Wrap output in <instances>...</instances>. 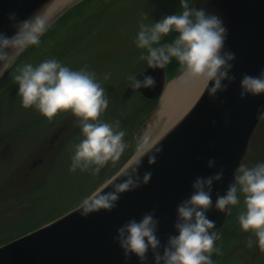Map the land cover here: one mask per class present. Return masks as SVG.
Instances as JSON below:
<instances>
[{
	"label": "clouds",
	"instance_id": "9594fccd",
	"mask_svg": "<svg viewBox=\"0 0 264 264\" xmlns=\"http://www.w3.org/2000/svg\"><path fill=\"white\" fill-rule=\"evenodd\" d=\"M180 7L179 13L166 15L158 22L145 23L149 15L142 13L134 39L136 47L143 50L138 60L146 61L148 68L165 69L174 58L189 81L202 84L209 99L219 100L223 105L219 94L228 91L229 85L236 81L235 75L230 74L235 66V53L225 49L228 29L220 15L205 7H193L189 0H180ZM8 19L17 31L12 37L0 33V63L9 59V49L39 47L41 37L52 26L41 11L23 21H17V14L12 12ZM171 33L177 34L175 39L171 43H162ZM16 72L13 80L18 85L17 95L23 108L34 109L48 123L62 114L76 118L82 139L69 146L70 172L79 170L95 176L109 162L119 160L124 154L128 148L127 132L121 129L119 120L106 122L103 119L109 99L95 71L87 65L73 70L56 58H46L37 65L25 63ZM110 77L111 73H106L103 80ZM128 81L134 92L156 86L155 78L150 75L140 80L132 74ZM239 87L241 100L249 95L264 94V69L256 76L243 74ZM257 113L264 115V107L257 109ZM229 124L230 121L225 119L224 126ZM215 125L216 121H212V126ZM138 143L140 155L122 173L120 182H114L110 191L98 193L91 200L85 198L80 209L82 216L101 210L111 212L117 207L122 193L135 191L150 182L152 172L146 171L142 177L139 172L143 158L147 156L149 165L156 164L163 147L157 146L146 134ZM215 167V159H209L207 168ZM223 175L224 168L221 167L213 175L194 180L191 195L176 207L173 227L177 234L169 235L164 245L157 236L159 220L155 218V208L144 213L140 220L129 219L120 226L113 241L122 249L125 264L132 255L140 264H148L149 252L154 264H214L213 255H223L222 249L216 246L221 237L207 213L213 208V185L220 182ZM241 196L243 210L237 221L241 231L249 234L246 246L249 249L256 246L264 253V162L252 167L240 164L234 170L233 183L228 185L226 193H217L214 207L221 213L231 214L234 207L241 205Z\"/></svg>",
	"mask_w": 264,
	"mask_h": 264
},
{
	"label": "rangeland",
	"instance_id": "374dc122",
	"mask_svg": "<svg viewBox=\"0 0 264 264\" xmlns=\"http://www.w3.org/2000/svg\"><path fill=\"white\" fill-rule=\"evenodd\" d=\"M81 1L69 0L48 17L52 26L41 37L39 47L14 50L5 61L0 70V133L6 134L9 128L40 114L22 107L18 85L13 80L16 69L25 63L37 65L46 58H56L73 70L87 65L96 72L109 99L103 119L120 121L121 129L127 132L128 148L119 160L109 162L93 176L79 170L69 171V146L82 139L77 120L70 114L59 115L52 123L42 120L13 138L7 137L6 141L0 139V244L75 207L130 163L140 152L141 136L146 134L155 142L166 131H160L163 121L158 120L161 96L146 116H140L144 118L140 123L135 114L131 116L138 94L119 96L129 82L128 76L139 73L147 65L146 61L138 60L143 50L134 43L142 13L149 15L145 23L158 22L166 15L180 12V0H87L84 12L67 16ZM198 1L189 0L193 7H197ZM80 31L89 32L84 35ZM72 43L76 46L68 47ZM63 47L70 49L65 56ZM23 54L31 57L19 59L14 68L15 61ZM109 72L110 79L104 81V75ZM182 74L181 70L169 77L166 86ZM60 127L64 129L58 132ZM39 158L43 160L29 168ZM261 162H264V115L252 132L241 164L252 167ZM242 210L243 196L241 205L232 209L235 227L217 242L218 248L226 241L231 243L219 264H264V253L256 246L251 249L246 246L249 234L241 231L237 221Z\"/></svg>",
	"mask_w": 264,
	"mask_h": 264
},
{
	"label": "water",
	"instance_id": "95a60500",
	"mask_svg": "<svg viewBox=\"0 0 264 264\" xmlns=\"http://www.w3.org/2000/svg\"><path fill=\"white\" fill-rule=\"evenodd\" d=\"M52 1L0 0V33L8 37L16 34L9 13L15 12L17 21H23L37 11L43 13ZM200 7L221 16L228 29L225 49L236 56L230 73L236 81L229 85L228 91L219 94L223 105L219 100H210L202 87L189 108L154 142L163 147L156 164L149 165L147 156L143 158L141 177L146 171L152 172L146 186L122 193L111 212L101 210L84 217L80 211L82 201L51 221L1 244L0 264H125L122 249L113 241L120 226L129 219L140 220L144 213L155 208V218L159 220L157 236L162 245L166 244L169 235L177 234L173 227L176 207L191 195L194 180L213 175L223 167V179L213 185V208L207 213L208 219L215 222V230L220 232L227 215L214 207L217 193L224 195L233 183L234 170L241 164L252 132L262 117L257 109L264 107V94L239 98L241 76L245 73L256 76L264 69V0H206V3L199 0L197 8ZM7 51L11 55L14 50ZM4 63H0V70ZM135 75L140 80L146 75L155 78L154 89L136 90L147 99L159 98L168 81L166 68L152 69L146 65ZM131 92L128 82L122 96ZM225 119L230 121L227 127ZM212 121H216L215 127ZM136 159L119 169L87 199L110 191ZM209 159H215V168H207ZM127 264L140 262L132 255ZM148 264H154L151 252Z\"/></svg>",
	"mask_w": 264,
	"mask_h": 264
},
{
	"label": "trees",
	"instance_id": "16d2710c",
	"mask_svg": "<svg viewBox=\"0 0 264 264\" xmlns=\"http://www.w3.org/2000/svg\"><path fill=\"white\" fill-rule=\"evenodd\" d=\"M86 2H87V0H83V1L79 2L78 4H76L74 8L69 10L71 12L67 16L71 17L73 14L77 13L78 11H79L78 13H80V11H83L85 9V3ZM69 17H68V19H69ZM80 32H81V34H84L85 31H80ZM88 32L89 31H87V33ZM87 33L85 32V34H87ZM176 35H177L176 33H171L169 36L165 37V39H164V41H162V43H165V42L171 43L175 39ZM76 41H77V39H76ZM78 41L76 42V44H78ZM76 44L75 45L73 43L68 44V47L72 46V48H74V46H76ZM69 50L70 49H67V47H63V49H62L63 56H65L66 52H68ZM27 52H25V53H27ZM62 52H60V55H62ZM25 56H28V58L31 57L30 54L21 55L15 61L13 67L15 68V65L19 63L18 62L19 59H22ZM12 68H10V69H12ZM10 69L8 71H10ZM166 70L168 73V77H172L181 71V67H180L179 63L173 58L171 63L166 66ZM6 73H5V75H6ZM137 100L138 101H136V105H135V108L133 110L134 113L132 112L131 116H132V114H135L137 116L138 122L140 123L144 119V118L142 119V117L140 118V116L142 114H143V116H146L153 109V107H155L157 99H147V98L143 97L141 94H138ZM42 120L47 121L44 116L39 114L37 117L31 119L30 121H26V122L22 123L21 125L16 126L12 129L9 128V130L6 134L2 131L3 134L0 133V135H1L0 139H1V141H3V140L6 141L7 137L13 138L15 135H19L21 132L30 129L31 127H33L35 125H38V123L41 122ZM234 223H236V221H235V215L233 212V213L229 214L227 221L223 224L221 232H220V237H222L225 233H227L228 230H232L235 227ZM31 229H33V228H31ZM27 231L28 230H24L20 234H23ZM234 239H236V237ZM230 244L231 243L227 242V241L222 243V245L220 247V249H222V252L226 251L229 248ZM220 257L221 256H219V255H215V254L213 255L212 259H213L215 264H219Z\"/></svg>",
	"mask_w": 264,
	"mask_h": 264
},
{
	"label": "bare ground",
	"instance_id": "6f19581e",
	"mask_svg": "<svg viewBox=\"0 0 264 264\" xmlns=\"http://www.w3.org/2000/svg\"><path fill=\"white\" fill-rule=\"evenodd\" d=\"M69 0H53L43 11L47 18L60 6ZM203 85L196 81H189L183 73L178 79L172 80L165 87L160 98L159 121H163L160 131L168 129L196 99ZM140 155L137 152L131 161Z\"/></svg>",
	"mask_w": 264,
	"mask_h": 264
},
{
	"label": "flooded vegetation",
	"instance_id": "af4514ba",
	"mask_svg": "<svg viewBox=\"0 0 264 264\" xmlns=\"http://www.w3.org/2000/svg\"><path fill=\"white\" fill-rule=\"evenodd\" d=\"M32 166H33V162L29 165V168H32ZM218 242V241H217ZM217 242H216V246H217ZM220 246L221 245H219V248H220ZM224 253H226V252H224Z\"/></svg>",
	"mask_w": 264,
	"mask_h": 264
}]
</instances>
